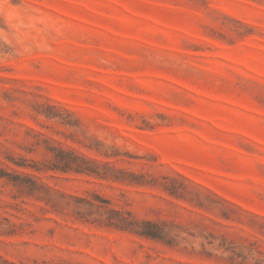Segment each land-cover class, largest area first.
<instances>
[{"label":"rangeland","instance_id":"374dc122","mask_svg":"<svg viewBox=\"0 0 264 264\" xmlns=\"http://www.w3.org/2000/svg\"><path fill=\"white\" fill-rule=\"evenodd\" d=\"M0 264H264V0H0Z\"/></svg>","mask_w":264,"mask_h":264},{"label":"trees","instance_id":"16d2710c","mask_svg":"<svg viewBox=\"0 0 264 264\" xmlns=\"http://www.w3.org/2000/svg\"><path fill=\"white\" fill-rule=\"evenodd\" d=\"M53 151L52 159L45 165L47 169L95 174L101 178L108 177L105 171H98V164L82 154L62 148H57L56 150L53 148ZM118 173L117 175H112L115 180H125L127 178L125 177L126 172L119 170ZM70 196L78 203H81V205H86L85 209H74L75 214L80 218H90L94 211H90L89 209L95 208L98 215L93 218V221L114 226L122 230H128L139 235L153 238L158 236L153 231V222L143 219L139 220L134 218L129 211L123 212L110 207V201L107 198L101 197L96 193H92L91 197Z\"/></svg>","mask_w":264,"mask_h":264}]
</instances>
